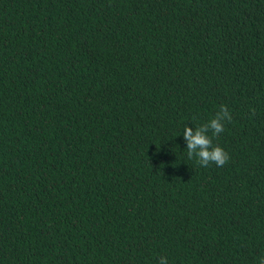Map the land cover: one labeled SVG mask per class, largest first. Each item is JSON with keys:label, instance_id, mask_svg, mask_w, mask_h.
<instances>
[{"label": "trees", "instance_id": "16d2710c", "mask_svg": "<svg viewBox=\"0 0 264 264\" xmlns=\"http://www.w3.org/2000/svg\"><path fill=\"white\" fill-rule=\"evenodd\" d=\"M162 256H264V0H0V264Z\"/></svg>", "mask_w": 264, "mask_h": 264}, {"label": "clouds", "instance_id": "9594fccd", "mask_svg": "<svg viewBox=\"0 0 264 264\" xmlns=\"http://www.w3.org/2000/svg\"><path fill=\"white\" fill-rule=\"evenodd\" d=\"M231 113L226 106L221 105L220 110L208 122L193 127L186 124L183 128V138L186 141L187 158H196V162L202 167L215 164L218 167L224 166L229 161L228 153L219 145H214L212 136H218L224 131V122L231 121ZM158 264H168L167 257H160ZM257 264H264V256L258 258Z\"/></svg>", "mask_w": 264, "mask_h": 264}]
</instances>
